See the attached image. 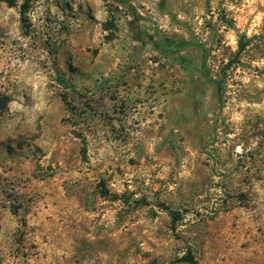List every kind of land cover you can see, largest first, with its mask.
Here are the masks:
<instances>
[{
  "label": "rangeland",
  "instance_id": "374dc122",
  "mask_svg": "<svg viewBox=\"0 0 264 264\" xmlns=\"http://www.w3.org/2000/svg\"><path fill=\"white\" fill-rule=\"evenodd\" d=\"M189 253L264 264V0H0V264Z\"/></svg>",
  "mask_w": 264,
  "mask_h": 264
},
{
  "label": "trees",
  "instance_id": "16d2710c",
  "mask_svg": "<svg viewBox=\"0 0 264 264\" xmlns=\"http://www.w3.org/2000/svg\"><path fill=\"white\" fill-rule=\"evenodd\" d=\"M1 1L6 2L9 6L15 5V0H1ZM73 91H76L74 87H73ZM102 184H104V182H102ZM172 216L174 218V223H176L179 220V217H176V214L174 212H172ZM184 260L190 264H195L194 257L190 253L184 257Z\"/></svg>",
  "mask_w": 264,
  "mask_h": 264
}]
</instances>
